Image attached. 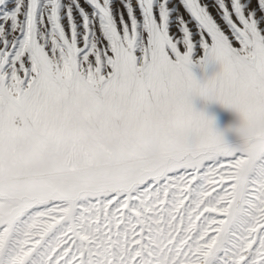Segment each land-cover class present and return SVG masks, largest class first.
Listing matches in <instances>:
<instances>
[{
  "label": "snow or ice",
  "instance_id": "1",
  "mask_svg": "<svg viewBox=\"0 0 264 264\" xmlns=\"http://www.w3.org/2000/svg\"><path fill=\"white\" fill-rule=\"evenodd\" d=\"M0 264H264V0H0Z\"/></svg>",
  "mask_w": 264,
  "mask_h": 264
},
{
  "label": "rangeland",
  "instance_id": "2",
  "mask_svg": "<svg viewBox=\"0 0 264 264\" xmlns=\"http://www.w3.org/2000/svg\"><path fill=\"white\" fill-rule=\"evenodd\" d=\"M197 106H203L202 101H197ZM208 111L214 114L221 126H225L227 124L235 122L236 117L233 113L226 111L224 109H221L219 106L216 105H209L207 106Z\"/></svg>",
  "mask_w": 264,
  "mask_h": 264
}]
</instances>
